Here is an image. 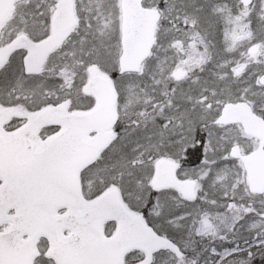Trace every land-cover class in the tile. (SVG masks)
<instances>
[{"label":"snow or ice","instance_id":"snow-or-ice-1","mask_svg":"<svg viewBox=\"0 0 264 264\" xmlns=\"http://www.w3.org/2000/svg\"><path fill=\"white\" fill-rule=\"evenodd\" d=\"M0 264H264V0H0Z\"/></svg>","mask_w":264,"mask_h":264}]
</instances>
